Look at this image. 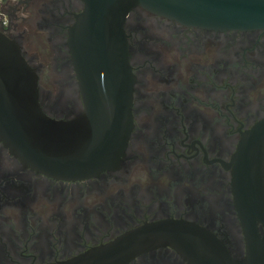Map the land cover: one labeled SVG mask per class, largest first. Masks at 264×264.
<instances>
[{"label": "flooded vegetation", "instance_id": "flooded-vegetation-1", "mask_svg": "<svg viewBox=\"0 0 264 264\" xmlns=\"http://www.w3.org/2000/svg\"><path fill=\"white\" fill-rule=\"evenodd\" d=\"M83 0H18L0 28L36 73L46 115L83 109L68 44ZM132 126L115 168L65 180L0 141V264L66 260L158 220L192 222L229 259L247 257L236 144L264 118V28L212 29L140 6L124 22Z\"/></svg>", "mask_w": 264, "mask_h": 264}, {"label": "water", "instance_id": "water-1", "mask_svg": "<svg viewBox=\"0 0 264 264\" xmlns=\"http://www.w3.org/2000/svg\"><path fill=\"white\" fill-rule=\"evenodd\" d=\"M68 44L83 109L65 120L38 102L36 73L0 30V141L22 163L65 180L118 166L132 126L125 18L140 6L212 29L264 28V0H83ZM234 185L247 257L229 259L192 222L158 220L84 253L48 264H264V118L236 144Z\"/></svg>", "mask_w": 264, "mask_h": 264}, {"label": "built area", "instance_id": "built-area-1", "mask_svg": "<svg viewBox=\"0 0 264 264\" xmlns=\"http://www.w3.org/2000/svg\"><path fill=\"white\" fill-rule=\"evenodd\" d=\"M18 0H0V28L6 27L9 22L7 7Z\"/></svg>", "mask_w": 264, "mask_h": 264}]
</instances>
